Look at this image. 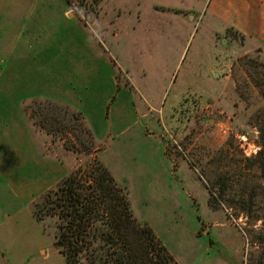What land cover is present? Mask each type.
I'll list each match as a JSON object with an SVG mask.
<instances>
[{
  "label": "rangeland",
  "instance_id": "374dc122",
  "mask_svg": "<svg viewBox=\"0 0 264 264\" xmlns=\"http://www.w3.org/2000/svg\"><path fill=\"white\" fill-rule=\"evenodd\" d=\"M9 1L30 0H0ZM41 1L56 3L40 8L52 23L42 34L71 26L100 34L121 92L98 121L112 128L106 147L48 102L25 110L35 128L55 116L63 133L51 141L73 155L72 173L93 178L102 166L128 192L140 230L155 237L133 238L137 257L264 264V0ZM5 12L12 10L0 16V34L12 17ZM40 196L34 204L0 201V264H67L54 244L57 218L34 217L36 203L43 212L47 202ZM101 219L92 230L111 234Z\"/></svg>",
  "mask_w": 264,
  "mask_h": 264
},
{
  "label": "crops",
  "instance_id": "0c3cea01",
  "mask_svg": "<svg viewBox=\"0 0 264 264\" xmlns=\"http://www.w3.org/2000/svg\"><path fill=\"white\" fill-rule=\"evenodd\" d=\"M55 4L41 0L0 2V16L5 10H12L5 12L4 15L12 17L6 19L0 34V201L3 202L30 199L34 204L36 195L43 197L74 171L73 155L64 145L51 141L54 135L41 126L31 125L25 110L29 102L63 107L93 132L99 145L106 147L112 134V128L107 131L98 121L107 120L105 110L112 106L113 98L118 103L121 89L111 64L106 61L103 38L81 26H71L60 35L54 34L55 31L42 34L43 25L51 31L52 23L46 17L49 9L42 12L40 8L56 7ZM60 5L61 20L69 21L73 17L71 10L66 11L65 3ZM106 69L112 72L108 92ZM11 101L15 102L12 112ZM107 116L109 119L110 115ZM4 191L9 194L4 195ZM4 208L1 203L0 211Z\"/></svg>",
  "mask_w": 264,
  "mask_h": 264
},
{
  "label": "trees",
  "instance_id": "16d2710c",
  "mask_svg": "<svg viewBox=\"0 0 264 264\" xmlns=\"http://www.w3.org/2000/svg\"><path fill=\"white\" fill-rule=\"evenodd\" d=\"M48 104L50 108L69 116L63 107ZM71 117L77 120L76 115ZM43 122L41 127L49 134L63 133L56 125L55 116L44 117ZM96 171L98 176L88 179L77 173L65 177L55 187L56 191L52 189L44 195L43 198L47 200L43 206L45 214L38 210L36 203L33 213L35 219L42 222L46 217L57 218L54 244L67 264H107L114 258H118L116 264H148L149 261L144 262L137 257L133 238L140 242L143 239L141 235L146 234L154 242L153 233L145 227L140 230L133 218L128 192L119 188L102 166ZM103 217L111 234L92 230L93 224ZM103 241L109 244L108 248H104ZM145 259H149V256Z\"/></svg>",
  "mask_w": 264,
  "mask_h": 264
}]
</instances>
